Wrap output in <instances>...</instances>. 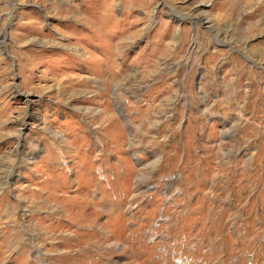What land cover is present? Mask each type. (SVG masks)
I'll return each instance as SVG.
<instances>
[{
	"label": "rangeland",
	"instance_id": "obj_1",
	"mask_svg": "<svg viewBox=\"0 0 264 264\" xmlns=\"http://www.w3.org/2000/svg\"><path fill=\"white\" fill-rule=\"evenodd\" d=\"M264 264V0H0V264Z\"/></svg>",
	"mask_w": 264,
	"mask_h": 264
},
{
	"label": "built area",
	"instance_id": "obj_2",
	"mask_svg": "<svg viewBox=\"0 0 264 264\" xmlns=\"http://www.w3.org/2000/svg\"><path fill=\"white\" fill-rule=\"evenodd\" d=\"M181 264V263H180Z\"/></svg>",
	"mask_w": 264,
	"mask_h": 264
}]
</instances>
